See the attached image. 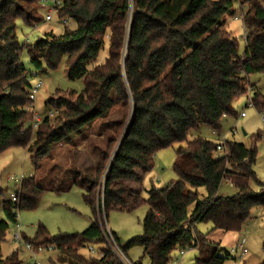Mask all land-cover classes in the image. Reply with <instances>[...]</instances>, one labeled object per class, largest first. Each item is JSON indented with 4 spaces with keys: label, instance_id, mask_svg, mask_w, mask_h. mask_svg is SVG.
I'll return each mask as SVG.
<instances>
[{
    "label": "trees",
    "instance_id": "1",
    "mask_svg": "<svg viewBox=\"0 0 264 264\" xmlns=\"http://www.w3.org/2000/svg\"><path fill=\"white\" fill-rule=\"evenodd\" d=\"M39 1L0 0V153L21 147L37 166L54 144L73 145L77 135L113 107H119L121 117L98 150L93 173L76 170L67 186L83 189L92 215L88 227L50 235L39 225L33 237L18 232L15 240L51 245L57 259L68 264H123L104 237L105 216L109 210L146 203L143 232L128 240L122 252L139 246L149 264H170L175 250L188 247L197 251L194 264L234 258L207 235L240 232L251 209L264 207V181L253 169L256 149L225 140L229 153L217 157L216 142L189 136L202 125L219 131L224 117L236 115L234 102L247 92L252 106L258 112L264 109V96L248 80L254 72L264 73V0H60L54 10L59 20H72L76 26L59 35L45 33L26 45L27 55L35 70L43 64L54 69L65 57L67 77L81 79L83 89L56 90L46 101L54 115L44 116L33 129L29 75L20 61L23 45L15 26L17 19L29 27L44 20ZM236 12L244 30L241 53L227 28L226 15ZM105 46L104 60L93 64ZM255 138L264 141V132ZM174 144L176 179L162 187L152 185L141 200L140 191L126 181H141L137 170L150 171L155 153ZM223 181L234 186L233 195L218 193ZM50 189L60 187L55 183ZM44 190L34 174L19 182L16 201L6 198L0 187L5 217L0 218V264H22L18 249L3 256L1 243L10 224L18 223V211L34 209ZM199 222L211 227L201 232ZM94 244L96 255L79 251Z\"/></svg>",
    "mask_w": 264,
    "mask_h": 264
},
{
    "label": "rangeland",
    "instance_id": "2",
    "mask_svg": "<svg viewBox=\"0 0 264 264\" xmlns=\"http://www.w3.org/2000/svg\"><path fill=\"white\" fill-rule=\"evenodd\" d=\"M39 7V13L44 19L45 9L41 5ZM234 7H238L236 2H234ZM234 16L237 18H234ZM226 17L227 28L236 37L239 44V53H241L244 47V30L241 17L238 12L233 15H226ZM75 26V22L72 20H69L67 24H63L55 11L51 20H42L33 27L25 25L21 19L16 20L15 33L18 41L23 45L20 61L24 65L32 83L37 80L42 81V86L33 101V111L41 118L48 115L51 108L46 105V101L56 90L75 91L78 93L83 89V81L67 77L65 57L61 58L54 69L48 68L43 64L42 70H35L30 64L26 45L33 44L47 32L59 35L64 31L65 27L73 29ZM106 52L107 48L105 46L98 53L93 64L101 63L106 56ZM248 80L253 89L264 96V73L254 72L249 75ZM250 95L251 93L247 92L234 102L236 115L225 117L221 122L219 132L221 135L226 136V140L240 141L245 146L256 149L253 169L257 179L264 181V141L255 138L257 133L264 132V109L258 112L252 105H246ZM241 112L244 113L243 117L240 116ZM120 117L121 111L119 107H113L105 118L93 122L84 130V133L77 135L73 145L65 143L54 144L48 156L38 159L37 166L31 161L28 152L21 147H11L0 153V187L5 189L6 198L9 197L10 193L17 190V184L20 182L18 179L21 175L29 177V174H34L37 185L45 189L34 209L18 211L19 228H17L16 223L10 224L5 239L1 243L3 256L18 249V256L22 264L30 261V254L24 248L23 243L15 240L14 236L17 231L21 236L25 235L31 238L39 225H43L50 235L58 233L72 234L88 227L91 223L92 215L89 206L84 201L83 189L79 186L70 188L67 186L70 178L74 176V171L93 173L98 160V150L104 148L107 137L112 134L115 121L120 119ZM196 136H201L211 142L218 141L217 136L212 133V129L205 125L191 131L189 137L194 138ZM177 147L178 145L174 144L156 152L153 157L154 165L150 171L144 173L141 169H138V175L144 173L142 182L139 180L126 181V184L135 192L140 191L141 200L146 199V191L152 185L162 187L170 180L176 179L172 165ZM55 183L60 187V190L54 191L50 189ZM251 184L254 189L258 188L256 182L252 181ZM198 191L199 193H204L203 188ZM222 192L226 193V195H233L236 189L228 181H223L218 189V193ZM2 198L0 196V218H5L2 210ZM147 211V204L141 203L130 210H109L107 212L105 216L106 225L114 233L120 248H123L128 240L143 232L142 221ZM210 227V222H199L196 224L197 230L201 232H206ZM215 232L220 235L222 231L216 230ZM239 235L244 236L247 241L246 246H250L243 258H239L236 254L233 255L230 252L231 246L229 243L223 242L220 244L224 251L235 257L233 261L238 264H243V262L250 264V258L255 257L257 252L262 257L261 261L264 260V252L262 251V244L264 243L263 206L251 209V217L244 224L242 231L238 232V237ZM249 242L252 243V247L251 244H248ZM90 246L87 245L79 251L86 257L90 254H98V245H92L93 252L89 250ZM184 250L185 253L183 255H180L179 251L175 250L170 264H194L196 249L185 248ZM221 252L223 253V251ZM123 253L131 263L141 260V264H149L148 257L142 256V249L139 246H132ZM36 258L39 264H68L58 260L55 252L50 249L39 251Z\"/></svg>",
    "mask_w": 264,
    "mask_h": 264
},
{
    "label": "built area",
    "instance_id": "3",
    "mask_svg": "<svg viewBox=\"0 0 264 264\" xmlns=\"http://www.w3.org/2000/svg\"><path fill=\"white\" fill-rule=\"evenodd\" d=\"M39 3L43 7V9H45L44 10L45 11L44 20L45 21H49V20L52 19V14L54 13V10H55L56 6L60 4V0H40ZM61 22L65 23V20L62 19ZM28 82H29L28 98H29V101H30L29 104H28V108L33 110V101L35 99L36 93L38 92L39 88L42 86V81L37 80L35 83H32L29 80V78H28ZM247 104L248 105H252L250 97H248ZM54 113L55 112L53 110H49L48 115L49 116H53ZM240 116L243 117L244 113L241 112ZM40 120H41V117L34 112V118H33L32 125H31L32 128H36V126L38 125ZM212 133L214 135H216L217 139H218V141L216 142V147H215V155L217 157L228 155L229 151H228V148L225 145L226 136L225 135H221L220 132L217 131V130H212ZM23 178H24V175H21L18 180L21 181ZM9 199L11 201H16L17 193L15 191L10 193ZM16 226H17V228H19V223H17ZM14 237H15V239L18 240V231L16 232ZM104 237H105L106 241L108 242L109 246L111 247V249L115 252V254L119 257V259L122 261L123 264H132L125 257V255L122 252L121 248L116 243V241L113 238L112 233L109 230V228L107 227L106 223H105V229H104ZM245 241H246L245 238L243 236H241L238 239V241L235 243V245L231 247L230 252L233 255L236 254L239 258H243L247 254V247H246V244H245L246 242ZM23 245H24V248L28 251V253L30 254V257H31L30 261H28V262L26 261L24 264H39L36 256H37V253L39 251H41V250L50 249L52 251H55V248L53 246H51V245L35 247V246H33V245H31L30 243H27V242H25ZM188 248L191 249L190 247H188ZM89 250H91V252H93V248L91 246L89 247ZM183 252H184V250H180L179 254L182 255Z\"/></svg>",
    "mask_w": 264,
    "mask_h": 264
},
{
    "label": "crops",
    "instance_id": "4",
    "mask_svg": "<svg viewBox=\"0 0 264 264\" xmlns=\"http://www.w3.org/2000/svg\"><path fill=\"white\" fill-rule=\"evenodd\" d=\"M225 118V117H224ZM223 118V119H224ZM222 119V120H223ZM7 150V149H6ZM5 150V151H6ZM4 152V151H3ZM2 153V152H1ZM30 175H33V174H29L28 176H30ZM12 176V175H11ZM139 176H141V179H143V176H144V173L143 174H140ZM25 177V176H24ZM18 181V180H17ZM129 181V180H128ZM141 182H142V180H141ZM19 184V183H18ZM18 184H17V186H18ZM220 195H226V193H224V192H222V193H219ZM2 200H3V198H2ZM243 228H244V226H243ZM242 228V229H243ZM216 231V230H215ZM215 231H212V232H210L208 235H207V239L209 240V241H211V242H217V243H219V244H222L223 242L224 243H229V245L232 247V246H234L235 245V243L238 241V239L241 237L240 235H239V237H238V232H221V234L220 235H218V234H216V233H218V232H215ZM242 231V230H241ZM244 237V236H243ZM245 238V237H244ZM246 240V239H245ZM245 242H247V241H245ZM246 244V243H245ZM248 244H251V247H252V243H248ZM92 248H93V246H91ZM246 247H248L247 248V252H248V249H249V247L250 246H246ZM185 251V250H184ZM185 252H183V254H184ZM182 254V255H183ZM55 255H57L56 253H55ZM257 255V256H256ZM235 258V257H234ZM234 258H230V259H227V260H225L224 262H223V264H238L237 262H235V261H233V259ZM259 258V259H258ZM261 255L259 254L258 255V252H257V254L255 253V257H251L250 258V264H259L260 262H261ZM258 260H260V261H258ZM182 262H183V260H182ZM246 262H243V264H245Z\"/></svg>",
    "mask_w": 264,
    "mask_h": 264
},
{
    "label": "bare ground",
    "instance_id": "5",
    "mask_svg": "<svg viewBox=\"0 0 264 264\" xmlns=\"http://www.w3.org/2000/svg\"><path fill=\"white\" fill-rule=\"evenodd\" d=\"M61 21V20H60ZM244 38V37H243ZM244 40V39H243ZM249 89V88H248ZM248 91V90H247ZM34 129V128H33ZM31 176V175H30ZM8 199H9V197H8ZM105 219H106V217H105ZM105 221V220H104ZM108 227V226H107Z\"/></svg>",
    "mask_w": 264,
    "mask_h": 264
}]
</instances>
